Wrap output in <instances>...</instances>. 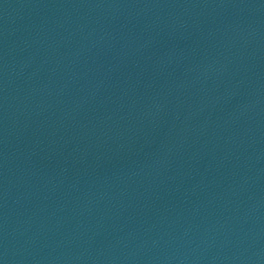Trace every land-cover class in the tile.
<instances>
[{
    "label": "water",
    "instance_id": "1",
    "mask_svg": "<svg viewBox=\"0 0 264 264\" xmlns=\"http://www.w3.org/2000/svg\"><path fill=\"white\" fill-rule=\"evenodd\" d=\"M173 0H0V264H65Z\"/></svg>",
    "mask_w": 264,
    "mask_h": 264
}]
</instances>
